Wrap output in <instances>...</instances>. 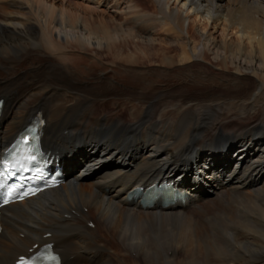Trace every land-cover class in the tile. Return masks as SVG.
<instances>
[{"label":"bare ground","instance_id":"obj_1","mask_svg":"<svg viewBox=\"0 0 264 264\" xmlns=\"http://www.w3.org/2000/svg\"><path fill=\"white\" fill-rule=\"evenodd\" d=\"M25 1L0 23V154L42 112L65 180L0 209V264L51 242L64 264H264V0ZM163 180L190 196L129 198Z\"/></svg>","mask_w":264,"mask_h":264},{"label":"rangeland","instance_id":"obj_2","mask_svg":"<svg viewBox=\"0 0 264 264\" xmlns=\"http://www.w3.org/2000/svg\"><path fill=\"white\" fill-rule=\"evenodd\" d=\"M12 1H14V2H11V3H7V4H5V5H7L8 7H9V10L11 11V10H13V9H16L17 8V6H18V4H17V2L19 1V0H12ZM21 1V3H23L24 4V6H23V8H24V11L25 12H27V16H25V17H23V19H26V18H28V17H30L31 15L29 14V10H28V7L26 6V4L28 5V2L27 1H25V0H20ZM19 1V2H20ZM43 1V0H42ZM56 1V2H55ZM74 2H75V0H73ZM72 1V2H73ZM46 2H47V5H59L60 4V2H59V0H46ZM143 2H146V3H148L149 1H145V0H143ZM42 3H44V2H42ZM56 5V6H57ZM145 12H149V13H154L153 12V10H147V11H145ZM108 15H109V13H108ZM10 17V16H9ZM12 17H14V15L12 16ZM115 18H120L118 15H115L114 16ZM128 17H130V16H128ZM122 19L123 18H127V17H125V16H122L121 17ZM23 19H18V21L20 22V23H8V22H5V21H0V23L2 24V25H7V26H9V27H11V28H20V29H22V20ZM189 24H190V22H189ZM159 30V31H158ZM157 31L158 32H163V30L160 28V27H158L157 28ZM156 31V32H157ZM157 32V33H158ZM154 36H157L158 37V35H156V34H154ZM171 39V40H170ZM167 40H170L171 42H175L174 41V38H167ZM101 51V50H100ZM133 51H136V52H140V51H138V49L137 50H135V48L133 49ZM102 53H105V50H102L101 51ZM148 52H151L150 50H148ZM79 53V52H78ZM81 53V54H80ZM78 55L79 56H84V52L82 53V51L80 52ZM178 72V73H177ZM174 73V74H173ZM182 72L181 71H174V72H171V73H169V74H164V75H162V76H160V78L162 79V80H164V81H166L167 83H170V84H172V85H175V86H187V85H190L192 88H194V89H198V90H201V89H210L211 88V86L213 85H215V82H211L210 83V81H208V80H204L203 78H200V77H198V76H194V77H192L191 75L189 76V74H187V73H185L184 72V74H187L186 76L185 75H183V73L181 74ZM187 77V78H186ZM189 78V80H187ZM187 80V81H186ZM196 82H198V83H196ZM203 82V83H202ZM204 83H206V84H204ZM208 83V84H207ZM199 84V85H198ZM202 84V85H201ZM211 86H210V85ZM96 170H99V167H97L96 168ZM259 176H261V175H259ZM210 198V197H209ZM86 213H88V211L86 210L85 211ZM89 226H91V225H89Z\"/></svg>","mask_w":264,"mask_h":264}]
</instances>
